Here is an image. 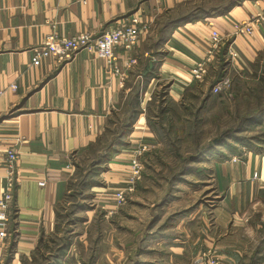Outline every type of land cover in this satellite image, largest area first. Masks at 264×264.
<instances>
[{
  "label": "crops",
  "instance_id": "obj_1",
  "mask_svg": "<svg viewBox=\"0 0 264 264\" xmlns=\"http://www.w3.org/2000/svg\"><path fill=\"white\" fill-rule=\"evenodd\" d=\"M226 1L0 0V86L4 89L0 98V194L6 175L2 153L13 148L18 155L13 216L8 225L14 236L0 241V264H6L7 259L8 264H22V258L30 260L40 235L54 231L56 206L74 172L72 158L103 133L112 113L121 111L130 88L148 76L155 63L154 75L141 93V114L101 173L104 185L90 190L98 206L105 207L108 214L114 211V195L126 187L131 151L139 145L148 146L150 151L159 144L144 113L152 93L165 85L167 98L176 103L185 89L208 78L207 73L200 81L191 76V70L204 63L209 49L212 28L205 21L221 36H227L226 45L232 44L237 52L232 68L247 71L264 54V24L249 36L232 37L231 25L257 12L251 0H243L223 15L180 23L162 40L167 18L186 12L189 5L204 2L210 7ZM260 6L264 7V0ZM132 17L139 21V40L131 52L118 49L116 53L120 65L131 56L137 65L125 72L122 82L106 71L102 59L84 50L62 65L51 58L30 65L32 48L51 25L64 37L98 35ZM214 60L204 63L206 71L214 66ZM12 84L17 86L14 92L9 90ZM212 180L219 194L211 209L212 220H178L182 224L179 234L161 241L169 243L163 264H204L201 255L208 249L225 264L239 263L240 250L229 244L232 232L227 229L235 231L243 225L251 209L259 214L264 210V152L250 150L216 161ZM41 181L44 186L38 185Z\"/></svg>",
  "mask_w": 264,
  "mask_h": 264
},
{
  "label": "rangeland",
  "instance_id": "obj_2",
  "mask_svg": "<svg viewBox=\"0 0 264 264\" xmlns=\"http://www.w3.org/2000/svg\"><path fill=\"white\" fill-rule=\"evenodd\" d=\"M218 54L208 78L187 91L184 106L177 110L180 134L176 138L170 134V139L160 134L158 146L143 154L140 179L126 192L122 206L116 207L114 201V211L108 214L96 198L87 196L90 192L78 188H72L60 203L59 233L47 244L70 242L62 264H163L169 243L161 241L179 234L182 224L178 220H212L211 209L219 195L212 180L213 164L250 150L264 152V54L247 71L232 68L226 58L227 84L203 102L209 88L219 82L215 79ZM256 111L263 113L246 122ZM156 116L160 120L161 115ZM91 158L90 153L78 156V169L87 171ZM260 212L251 209L249 220H242L235 231L227 229L232 232L229 244L240 250L238 264H251L260 256L264 259V210ZM208 251L201 255L204 264L212 256L225 264L213 249Z\"/></svg>",
  "mask_w": 264,
  "mask_h": 264
},
{
  "label": "built area",
  "instance_id": "obj_3",
  "mask_svg": "<svg viewBox=\"0 0 264 264\" xmlns=\"http://www.w3.org/2000/svg\"><path fill=\"white\" fill-rule=\"evenodd\" d=\"M85 1V0H81ZM254 6L258 7L256 13L250 15L246 20L235 22L231 25L232 37L235 39L239 36H249L254 32V29L264 24V7L260 6L261 0H251ZM139 21L136 17H132L124 24L116 25L113 28L105 29L98 35L78 34L72 37L60 36L55 31V26H50V31L44 36L41 42L31 50L30 65L36 66L41 60L51 58L57 65L67 63L72 57L81 50L92 54L96 58L102 59L107 72L112 73L120 79L124 80L125 72L137 65L135 57H128L121 65L118 63L117 50L122 49L125 52H131L139 40L140 28ZM208 27H211L209 34V49L206 52L204 63H211L213 57L218 53L219 49L224 46L227 36H221L218 30L214 29L209 21H205ZM141 29L145 31L143 25ZM233 42V41H232ZM226 58L231 67L237 60L238 54L232 44H227ZM204 63L196 65L191 70V76L195 81L202 80L207 71ZM227 77L223 78L215 84L211 92L217 94L227 84ZM17 86L12 84L9 86L10 91H15ZM4 93V89L0 86V98ZM149 151L148 146L139 145L131 151L129 161V171L126 178V187L118 190L114 195L115 206H122L125 202L126 192H131L140 179L142 171L141 157ZM2 160L5 166V184L0 194V241L11 238L14 233L8 229V225L12 220V200L13 191L17 185L16 163L18 155L13 148H9L2 153ZM256 178V175L253 176ZM44 181L38 183L39 186H44ZM215 254V252H212ZM209 264H219L218 257H209Z\"/></svg>",
  "mask_w": 264,
  "mask_h": 264
},
{
  "label": "trees",
  "instance_id": "obj_4",
  "mask_svg": "<svg viewBox=\"0 0 264 264\" xmlns=\"http://www.w3.org/2000/svg\"><path fill=\"white\" fill-rule=\"evenodd\" d=\"M242 1L243 0H227L221 5L210 7H206L204 2L200 4L189 5L190 7L186 12L177 16L167 18L162 33V40L169 29L176 27L180 23L186 21L205 20L206 17L223 15L230 8L239 5ZM226 48L227 45L225 44L218 51L219 54L217 56V68L215 72V79L217 81H221L223 78H225L226 69H228V62H225ZM155 66L156 65L154 63L151 66L150 70H148V76H146L140 83L138 82L130 88V91L122 105L121 111L119 113H112L107 127L104 129L103 133L96 139V141L90 144L88 148L81 154L75 156V158H72L71 162L74 167V172L67 183V192L62 201L67 197L69 191L72 188H78L80 192L84 191L87 193L90 192L91 188L102 185V182L100 180L101 173L107 170V164L110 161L111 157L118 152L121 146L124 145V137L130 132L137 116L142 112L140 108L141 93L146 87L150 76L154 75L153 72ZM196 84L197 83H194L192 86H189V88L185 89L180 98V101L176 103L170 101L167 98V86L165 85L161 86L158 91H154L152 93L150 100L146 104L144 113L146 116L147 125L156 134L159 142L161 141L160 134L166 135V137H168L169 139L170 134H173L174 138H176L180 134L182 124L179 123L180 114L177 110L180 106H184V103L187 99V91L192 89ZM211 89L212 88L210 87L208 92L203 97V102H207L213 95ZM154 103H156L157 106H155ZM155 108V114L157 115L158 113V115H161L160 120H157L159 118H157L156 115L153 116V110H155ZM262 113L263 112L256 111L250 119L247 118L245 121H252L256 117H260ZM153 117H155L158 122L152 120L154 119ZM162 119H164L163 123ZM174 122H176V124ZM209 146H212V144H210ZM88 153L92 155V158L87 162V164H89L87 166V171L85 169H78V166H80L79 163L77 164L78 156L81 159ZM87 196L91 199L93 198V195L90 193L87 194ZM62 201L60 203H62ZM60 203L56 206L55 209L54 231L47 236H44L43 234L40 235L36 249L32 252L30 260L22 258V264H62L61 260L65 255L70 242H68V240H63L61 241V245H59L57 240H53V242H51L53 248L52 246L48 247L49 243L47 244V240L50 237L56 236L57 231L59 233V227L56 224V220L58 214L57 210L60 206ZM261 225L264 224L262 223ZM13 236L14 235L12 234V238ZM12 243L13 242H11L10 244ZM263 260L264 259L262 258V256H260L256 258V260L251 261V264H253V262L254 264H257L259 262H262ZM8 263L9 259H7L6 264Z\"/></svg>",
  "mask_w": 264,
  "mask_h": 264
}]
</instances>
